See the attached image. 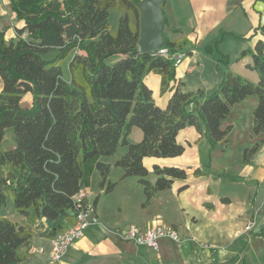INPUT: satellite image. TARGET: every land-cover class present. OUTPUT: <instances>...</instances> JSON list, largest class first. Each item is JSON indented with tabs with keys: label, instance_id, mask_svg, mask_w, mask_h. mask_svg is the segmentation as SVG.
Here are the masks:
<instances>
[{
	"label": "trees",
	"instance_id": "obj_1",
	"mask_svg": "<svg viewBox=\"0 0 264 264\" xmlns=\"http://www.w3.org/2000/svg\"><path fill=\"white\" fill-rule=\"evenodd\" d=\"M8 1L22 23L13 37L0 30V207L10 201L27 222L20 225L0 217V264L25 259L36 219L50 222L49 236L72 224L74 196L87 184L88 161H94L99 186L110 193L115 186L108 178L110 164L99 157L126 147L114 165L122 177L138 178L146 205L156 192L187 176L184 168L154 164L155 178L150 180L143 163L146 157L181 155L185 147L176 141L181 129L193 127L210 145L224 146L232 125L222 127L221 122L235 104L254 96L248 132L252 142L242 149L241 162L249 163L264 144L262 40L241 52V57H249L245 67L256 73L255 82L234 73L222 56V79L213 92H182L176 87L172 59L138 51L139 13L133 0ZM112 8L120 11L113 33L108 23ZM256 30L264 35V23ZM162 40L169 55L191 54L193 46L184 37L171 40L162 32ZM51 50L58 52L56 59L69 57L67 76L56 60L42 58ZM114 56L117 60L108 64ZM148 73L159 77L160 92H170L164 108L143 81ZM26 93L31 103L23 107ZM133 127L142 133L135 143L128 141ZM9 129L13 144L4 148Z\"/></svg>",
	"mask_w": 264,
	"mask_h": 264
},
{
	"label": "crops",
	"instance_id": "obj_2",
	"mask_svg": "<svg viewBox=\"0 0 264 264\" xmlns=\"http://www.w3.org/2000/svg\"><path fill=\"white\" fill-rule=\"evenodd\" d=\"M219 1L222 16L209 29L200 32L207 10L212 8L210 3L165 0L163 11L166 28L171 30L169 39L184 37L192 46L195 42L199 45L207 35L222 39L232 36L239 40L231 52L238 62L235 67L230 64L229 54L201 56L192 47L191 54L185 55L175 66L176 87L182 92L197 89L206 94L213 92L222 79L224 67L219 65L222 56L227 57L228 68L234 73L253 82L257 79L256 73L245 67L249 57H241V52L252 49L258 39L264 42V35L256 30L264 23V3L250 1V10H254L250 15L252 11L245 10L247 0ZM2 10L0 30L5 31L6 37H13L15 28L22 22L16 18L8 0H2ZM173 28L181 32H174ZM152 83L159 89V77H152ZM169 95L168 91L164 95L158 93L155 103L164 108ZM255 104L254 96L235 104L221 126L230 124L233 129L240 113L250 112ZM245 118L244 127L248 132L251 119ZM229 138L224 146L210 147L206 138L193 127H185L176 135V141L185 147L181 155L144 158L148 176L153 173L154 164L177 166L187 171L185 179H175L169 188L156 192L146 205H143L145 196L138 179L122 177L121 170L116 180L109 179L115 183L110 193H105L101 187L94 193L91 202L97 198L93 210L98 224L88 226L68 247L61 264H264V144L252 155L250 162L244 164L241 152L252 140L245 135L241 143L230 149ZM196 169L198 175L194 174ZM154 178L153 174L150 180ZM182 186L184 188L180 189ZM84 189L90 194V186ZM116 191L118 198L101 200L100 196H110ZM251 221L252 227L245 230V225ZM129 223L170 227L182 240L175 243L162 238L155 251L125 237ZM50 225L45 219L33 222L28 254L22 262L15 264L46 262Z\"/></svg>",
	"mask_w": 264,
	"mask_h": 264
},
{
	"label": "rangeland",
	"instance_id": "obj_3",
	"mask_svg": "<svg viewBox=\"0 0 264 264\" xmlns=\"http://www.w3.org/2000/svg\"><path fill=\"white\" fill-rule=\"evenodd\" d=\"M135 3L139 2L140 0H133ZM198 1V0H197ZM201 1L202 4L205 3H210L212 5V8L210 11L207 10V18L204 21L203 26L201 27L200 32H204L205 30L209 29L215 22H217L219 20V18L222 16V11L220 8V1L219 0H199ZM250 1H254V0H247L244 5H245V10L249 11L250 10V5L248 4ZM257 1H261V3H264V0H257ZM253 3V2H252ZM252 12H250V15H253V11L254 10H250ZM120 11L117 8H112L110 10L109 13V17H108V23H109V31L110 32H114L117 26V20L119 17ZM167 24L163 27V32L165 33V35L169 38L170 36V32L171 30L167 29ZM237 41L239 40H235L234 38H232V36H225L223 39L221 36L216 37L215 35H207L206 39L204 41H202L199 45L195 44L193 45V48L195 49V51H197V55H201V56H205V55H216L217 53H221L223 55L229 54V59H230V64L231 66H236L238 65L237 60H235L236 57H234L233 54H231V52H233L232 50L234 49V43H237ZM223 50V51H222ZM75 52H78V50L76 49L75 51H73L69 57L71 55H73ZM225 52V53H223ZM57 51L56 50H51L48 53L42 55V58L44 60H56L57 63L61 66L62 71L64 73V76H67V62H68V58H62V59H56L57 57ZM219 56H221L219 54ZM117 56L114 57H110L107 60L108 64H112L113 62H115L117 60ZM220 67H223L220 62H219ZM158 77L157 75L153 74V73H148L143 81L145 84H147L152 92V96L154 99H158V93H160L161 95H164L166 92H160L159 89L154 88L153 87V83H152V77ZM31 103V95L29 93H26L21 101V105L23 107H28ZM252 108L247 112L243 111L240 114V117L237 119L238 122L235 124L234 128L232 129V131L230 132V138L229 140L231 141V148H235L239 143H241L244 140L245 135L247 137H249V130L248 132L245 130L244 127V123L246 118L245 117H250L251 119V111ZM232 111V110H231ZM230 111V113H232ZM229 113V114H230ZM234 114V113H233ZM10 131L11 129H9L5 135L4 141L2 143V147L7 148L10 147L13 142L11 140L10 137ZM247 133V134H246ZM142 133L140 131V129L138 127H133L131 129L130 134L128 135V141L131 143H135L137 141H139L141 139ZM207 140V139H206ZM208 141V140H207ZM208 144L210 145L209 141ZM215 146V145H214ZM212 145H210V147H214ZM126 151V147H119L116 152L113 155L110 156H101L99 157V160L102 162H106L108 164H110V170H109V179L111 181L116 180V178L118 177V173L121 172V168L117 167L114 165V162L117 158H119L124 152ZM178 157V156H176ZM147 159H157V158H153V157H146ZM175 158V157H174ZM84 172H85V179H86V186H90V196H89V200L91 202V199H93L94 197V193L97 192L100 189V186L98 184V180L100 179L99 177V173L96 170L95 166H94V161H88L85 164L84 167ZM155 176V175H154ZM133 179H138L135 176H130ZM151 177H153V173H151L149 176H147L148 179H150ZM139 184V182H138ZM85 187V186H84ZM84 187L82 188L83 191L85 190ZM102 193V192H101ZM119 194V192H114V194H110V196H100L101 200L103 199H112V197H117V195ZM119 197V196H118ZM117 197V198H118ZM0 217H6L9 220L13 221V222H27V219H23L22 216H20L13 208L12 204L10 201H7L4 205H2L0 207Z\"/></svg>",
	"mask_w": 264,
	"mask_h": 264
},
{
	"label": "built area",
	"instance_id": "obj_4",
	"mask_svg": "<svg viewBox=\"0 0 264 264\" xmlns=\"http://www.w3.org/2000/svg\"><path fill=\"white\" fill-rule=\"evenodd\" d=\"M2 0H0V16L2 14ZM157 54L168 57L173 60L174 67L177 66L183 57L184 52L168 54L166 47H160ZM90 194L82 189L74 196V215L72 224L61 231L55 232L49 238V250L44 264H61V260L68 247L78 239L83 231L90 225L98 224V219L94 215L92 202L89 200ZM253 222H248L244 229L249 230ZM125 237L137 244L146 245L152 250H158L159 240L167 238L175 243L181 242V237L177 231L164 226H141L135 223H129L125 229Z\"/></svg>",
	"mask_w": 264,
	"mask_h": 264
},
{
	"label": "water",
	"instance_id": "obj_5",
	"mask_svg": "<svg viewBox=\"0 0 264 264\" xmlns=\"http://www.w3.org/2000/svg\"><path fill=\"white\" fill-rule=\"evenodd\" d=\"M164 0H140L136 3L139 13V39L137 42L140 53L153 55L162 46Z\"/></svg>",
	"mask_w": 264,
	"mask_h": 264
}]
</instances>
